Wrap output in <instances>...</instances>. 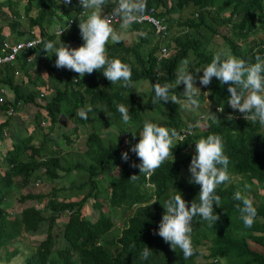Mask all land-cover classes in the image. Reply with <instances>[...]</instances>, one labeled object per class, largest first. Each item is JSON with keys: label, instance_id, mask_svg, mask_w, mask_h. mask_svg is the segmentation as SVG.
I'll return each instance as SVG.
<instances>
[{"label": "trees", "instance_id": "16d2710c", "mask_svg": "<svg viewBox=\"0 0 264 264\" xmlns=\"http://www.w3.org/2000/svg\"><path fill=\"white\" fill-rule=\"evenodd\" d=\"M23 1L27 28H41L42 44L34 51L46 54L56 35L47 34L45 24L50 27L54 19L75 17V10H70L73 0H65L67 4ZM125 2L115 0L111 6L123 3L126 13H144L154 7L157 15L168 18L169 25L175 20L170 18L173 12L179 14L190 5L195 8L192 18L179 23L185 31L166 43L168 52L159 63L160 40L153 29L147 30V24H132L131 30L144 34L138 42L125 44L121 39L108 42L102 28L107 24L98 28L91 20L82 37L75 26L58 39L64 47L71 42L89 47L96 53L94 62L72 61L65 51L63 57L69 64L64 67L60 59H51L52 72L46 80L24 70L31 91L14 82L12 67L0 65V84L13 90V106L36 103L34 87H47L44 103L37 107L44 109L50 128L44 134L43 127H18L3 155L9 169L4 174L0 171V189L15 184L17 178L20 187H25L33 174L50 182V187L20 197L21 201L36 200L42 207L27 206L15 216L0 206V264H11L21 250L18 245L12 250L9 246L25 234L43 231L45 238L23 256L22 264H264V79L259 78L264 73V44L258 39L259 46L248 44L243 51V45L224 35L231 54L221 57L208 48L211 39L201 35L203 27L213 35L218 34L217 27H225L242 39L264 31V0H141L132 7ZM12 3L18 0H3L0 6ZM12 14L19 16L16 10ZM191 55L195 68L202 70L196 76L192 72L191 87L185 93L186 80L177 81L181 64ZM19 60L24 66L34 62ZM254 68L256 73L251 72ZM139 79L152 87L144 100L132 92V83ZM206 99L222 111H213L204 130L166 144L170 134L197 120L195 110L185 123L182 102ZM40 114L34 117L37 125ZM61 116L74 126L58 137L51 129ZM87 123L92 131L85 148L68 152L63 163L55 153L61 148L60 140L71 143V135ZM6 126V121L0 123V140ZM108 126L115 131L106 130L103 135ZM195 140L204 146L196 157L203 154L209 160L185 177L181 164L187 165ZM153 164L149 175L153 187L149 188L145 173ZM72 171L78 174L75 180L58 181ZM102 192L107 196L99 200ZM90 198L97 211L95 220L82 213ZM66 210L70 211L68 219L54 233L57 219ZM112 213L120 214L121 227L114 225Z\"/></svg>", "mask_w": 264, "mask_h": 264}, {"label": "rangeland", "instance_id": "374dc122", "mask_svg": "<svg viewBox=\"0 0 264 264\" xmlns=\"http://www.w3.org/2000/svg\"><path fill=\"white\" fill-rule=\"evenodd\" d=\"M3 0H0V2ZM111 1V0H109ZM141 0H128V4L129 6H134L136 5L138 2H140ZM24 1L23 0H18V3H12L11 6L10 5H6V6H0V26L4 27L6 32H9L11 34L12 37L17 38V34H16V30H21L24 31L26 30V25L28 23V20L26 19V17H20L21 23H15V26H13L12 24H14V21L12 20L14 17V14H12V11L16 10L17 12H19L20 14H23L24 12ZM85 7H88L89 9L93 10L96 14V18L100 19L102 14L104 12H106L110 5H108V2H106L105 0H84L83 4ZM194 6L190 5L188 7H185L179 14H177V12H173L170 16V18H175V20L172 22V24L170 25V36L172 39V36L176 35V34H181L185 31V27L179 25L180 22L188 19V18H192V13L194 12ZM12 9V10H11ZM90 16H93V14L88 13ZM57 20L54 23V26H56ZM99 26H101V23H98V28ZM217 27V26H216ZM103 29H106V39L108 42H114L118 39H121L124 41L125 44H133L135 42L139 41V36L143 35V33L138 32L136 30H131L129 26H124V24L118 25V26H114V25H107V27H103ZM152 29V27L149 26V29ZM218 30V34L213 35L211 33L210 30L206 29V28H201V35H203L204 37H209L211 39V42L208 43V48L213 50L216 55L218 56H226L228 55L227 53H230V50L227 48L226 46V42L224 41L223 36L224 35H228L230 36L235 42L237 41L239 43V45H243L244 48L242 49L243 51H247L248 50V44L251 46H259L260 43L258 41V39H261V43H264V31L259 30L256 33L250 35L248 38L242 39L239 38L236 35H233L229 32V30L225 27H217ZM116 33L118 34V37L116 36ZM212 35V36H211ZM200 37V36H198ZM55 41H53L52 44H54ZM65 50H69L68 52H73V54H68V56H70L73 59L75 58H82L83 60L88 59L90 62H94V60L96 59V53L93 52L89 47H80V45L76 42H71L69 44L68 47H63L62 45H58V43L55 45V47L53 46L50 49V52L52 54H54L55 52H59L62 54V56H64V51ZM50 52H47V55H50ZM231 54V53H230ZM62 64L64 67H66L69 62L66 61V59L63 57L62 59ZM195 59L192 57V55L189 57V59H187L186 61H184V63L181 64L180 67H183L181 69V74H180V79L177 81L178 84H180L182 82V79H185L186 82L188 81H192L193 80V75L192 72H195V76H196V72L198 70H202L201 67L195 68ZM31 68V66H24V64L20 61L17 60L14 63V69L19 71L18 75H15L16 78L15 80L17 82H21L23 84V87L26 89H30L31 87L29 86V83L27 81V78L25 77V75H23L22 73H24V70H29ZM51 70V64L49 63V61L47 59H44V57H40L37 61L36 64L34 65L31 74L34 73H39L40 76L42 78H46L47 71ZM82 75L81 70H79V76ZM151 86L149 84V82L147 80L144 79H139L137 81H134L132 83V92L134 93V95L139 99V100H144L147 96V93L149 90H151ZM45 92H47V87L44 88ZM198 93V91H196ZM188 96V95H186ZM36 102L37 103H28L25 104L24 107L21 109L22 111L19 113H15L16 110H14V114H12L11 116L14 117V121L13 119H10L9 121L13 124V125H24V127H27V129L32 128V120L34 117V113L35 111L39 110V108L36 106L37 104H43L44 100L40 99L38 96L36 98ZM182 107V115L184 118L185 123H188V116L191 114L192 111H195L197 109H199V107H203V108H208L210 107V103L208 101L202 102V103H197L195 101H191V100H185L184 102H182L181 104ZM197 112V111H196ZM6 113V112H4ZM41 116V114H40ZM5 117L7 118V114H5ZM48 121V120H47ZM58 125V126H57ZM49 126V125H48ZM48 126H45V130H43L44 134H47L50 131V128ZM74 126V123L72 121H70L68 118H66V116H61L58 120V123L51 129V131L54 133V135L61 137L63 132L68 131L69 129H71ZM106 130H112L115 131V129L112 126H108L105 127V129H103V131L101 132L103 135L105 134ZM89 131H92V126H90L89 123H87L86 125H81L78 127L77 132L75 134L71 135V140L72 142L70 144H68V142H64L63 139H61V148L59 150H57L55 153L59 156L60 160L65 163L67 161V157H68V152H72L74 151H81L85 148V140L88 137V133ZM105 131V132H104ZM8 134H9V130H7ZM8 134L6 133L5 139H8ZM119 137H121L120 133H117ZM142 135L144 137L147 136V133H142ZM171 142H174V140H170ZM7 144H9V140H6ZM7 144L5 142L0 143V149L1 152L3 153L6 148H7ZM172 144V143H170ZM201 148L202 146L199 144H195L192 147V150L188 151V155H190V159L187 160V165L185 164H181V172L185 177L189 176V171L194 169V168H198L202 165H204L207 160H209L208 158H206L203 155H199L198 157H196L197 153L201 152ZM0 152V154H2ZM217 153V152H216ZM186 155V153H183L182 155L179 154L178 157H181L180 159H183L184 156ZM118 156V155H117ZM119 157L116 158V160H118ZM184 165V166H183ZM117 167V166H116ZM116 172V171H115ZM77 173L75 171H72L68 174H66L64 177L60 178V180L58 181H65L69 182V181H73L77 178ZM35 181V180H34ZM34 181L31 182L30 184V189H33L35 192H39L41 191H45L48 190V188L50 187V182L48 181H44L41 179V183H39V187H36V189L34 188ZM57 180H54V182L56 183V185L60 184ZM26 192V190H19L16 189V187L13 189L11 195L9 196V205L10 207H7L11 212H20V210L23 207L29 206L31 204H34L35 201L34 200H28L25 201L23 203L19 202V196L20 194ZM107 196L106 193L102 192L99 194V200H103L105 197ZM60 200V199H59ZM92 199H90L87 202V205L84 206L82 213L84 215H87L89 217H91L92 219H95L96 217V211L92 208ZM39 207L42 206V204L38 205ZM104 210H107V205L106 202L104 203L103 206ZM66 213V214H65ZM114 214V213H112ZM68 216L67 212H64V214L57 219L58 222H61L62 220H66ZM112 220L114 222V225L117 227H121L122 226V219L119 213H115L112 216ZM57 227H54V232L58 231L56 230ZM45 237L44 234L42 235H24L22 238H20L19 240H17V242H15L13 245L9 246V250H12L14 246H19L21 248V250H19V252L17 253V255L15 257H13L11 260V264H22L23 261V256L25 254H27L30 250L33 249L34 245L42 240ZM201 252L205 253L207 252L206 247L203 245L201 247ZM0 254H3V250L0 251ZM198 260L203 261V259L201 257H198Z\"/></svg>", "mask_w": 264, "mask_h": 264}, {"label": "clouds", "instance_id": "9594fccd", "mask_svg": "<svg viewBox=\"0 0 264 264\" xmlns=\"http://www.w3.org/2000/svg\"><path fill=\"white\" fill-rule=\"evenodd\" d=\"M59 1H61L62 3H65V4H67L68 2H65V0H59ZM83 1L84 0H73V3H72V6H71V9L70 10H75V17H64L65 19H63V21H60V20H57V19H54V21H53V23L51 24V26L50 27H48V23H46L45 24V29H44V31H46V33L47 34H51V33H54L55 35H56V37H55V39L53 40V41H55V43L54 44H52L53 43V41L52 42H50V44H49V47H48V49H47V52L49 51L50 52V49L54 46L55 47V45L58 43V45H62L60 42H59V36L60 35H62V34H64V33H66V32H68V31H72V30H74V27L75 26H78V35L80 36V37H82V34H83V28H86L87 26H88V24H89V22L91 21V20H95L96 22H97V24L98 23H105V24H107V25H114V26H118V25H121V24H124V26H131L132 24H134V23H137V24H142V23H145V24H147L148 26H150V27H152V29L154 30V32H155V34L157 35V37L159 38V40H160V42H159V45H160V50H159V55H158V57H157V62L159 63V62H161L162 61V59L164 58V56L167 54V52H168V48H167V46H166V43L167 42H171V36H170V25H169V22H168V18L167 17H165V16H159V15H157L156 14V9H155V16L156 17H158V18H164V21L166 22V24H167V31H168V35H167V37L165 38V39H161L160 38V36L156 33V31H155V28H154V26L153 25H151L150 23H147V22H142V23H139V22H137V21H130V22H125L124 21V19L126 18V17H128V16H137L138 14H142V13H136V12H124V10H123V6L121 5V4H123V3H120V5H118V6H116V7H112L111 6V4H112V2H114L115 0H111V1H109V0H106V2H108V5H110V7H109V9L106 11V12H104L103 14H102V16H101V18L100 19H98V18H96V16H95V12L93 11V10H91V9H89L88 7H85L84 5H82L83 4ZM126 2H125V4L127 3V1L128 0H125ZM129 7H132V6H129ZM151 8V7H150ZM149 10V9H148ZM147 10V11H148ZM113 11H115L116 12V14L118 15V17H119V21L118 22H109V21H107V16L111 13V12H113ZM147 11H145V12H147ZM144 12V13H145ZM88 13H91V14H93V16H90ZM18 14H19V16H14L13 17V21H14V24L15 23H19V21H16V19H19L20 20V17H24L25 15H24V13L23 14H20L19 12H18ZM97 15V14H96ZM26 17V16H25ZM27 19V18H26ZM57 20V25L56 26H54V23H55V21ZM20 23H21V21H20ZM28 24V23H27ZM82 24H84V25H82ZM259 31V30H258ZM19 32H24L23 34H20ZM254 33H256V32H254ZM254 33H252V34H254ZM16 34H17V38H15V37H12L11 36V34L9 33V32H6L5 31V29H4V27H2V32H1V34H0V57H1V60H0V65H7V66H10V67H12V71H11V73H12V76H13V79H14V82L15 83H18V84H21L22 86H23V84L21 83V82H17L16 80H15V78H16V76L15 75H18L19 74V71L18 70H15L14 69V63H15V61H17V60H19V59H21L22 61H25L27 64H30V63H32L33 61V64L32 65H30L31 66V68L27 71L28 72V74L29 75H33V77H34V75H36V74H39V73H34V74H31V72H32V69H33V67H34V65L36 64V61L40 58V57H44V59H47L48 61H49V63L51 64V59H60V61H62V54L61 53H59V52H55L54 54H52L51 52H50V55H47V52H46V54H41V55H37L36 54V52L34 51V49H36L39 45H41L42 44V40H43V38H42V33H41V28L40 27H38V26H33V27H31V28H27V25H26V30H24V31H21V30H16ZM251 34V35H252ZM248 38V37H247ZM77 43V42H76ZM79 44V43H78ZM264 44V43H263ZM63 46V45H62ZM162 46H164L165 48H166V52H165V54L164 55H161L162 54V51H161V47ZM13 47H18V49L15 51V53H14V56H13V58H11V59H9V60H3V58L5 57V56H7V55H9L10 53H12L13 52ZM64 47V46H63ZM80 47H86V46H80ZM255 47H257V46H255ZM254 47V48H255ZM66 52H68L69 50H65ZM64 51V52H65ZM69 54H73L74 53V51L73 52H68ZM159 57H161L160 59H159ZM258 65H259V63H258ZM51 66H52V64H51ZM49 72H52V70H50V71H47L46 72V74L48 75L49 74ZM251 72L252 73H256L257 72V68H254L253 70H251ZM23 75H25V77L27 78V75L25 74V73H22ZM57 74V73H56ZM158 74H160V72H159V68H158ZM40 75V74H39ZM42 78V77H41ZM259 78H261V79H264V73H261V74H259ZM44 80H46L47 79V76H46V78H43ZM72 79L74 80V81H76L77 80V78H74V77H72ZM46 86L45 85H38V87H34V99L36 100V98H37V96L40 98V99H43L44 98V93H45V90H44V88H45ZM190 87H191V82L190 81H188L187 82V85H186V89H185V93H188L189 92V89H190ZM23 89L24 90H27V91H31V88L30 89H26V88H24L23 87ZM261 90H263L264 91V86L262 87V89ZM36 92H38L37 93V95H36V98H35V94H36ZM0 98L1 99H3V101H0V107H2V106H4V104H7V103H10V105H8V107H6L5 109H0V123H3V122H7V126L4 128V138L3 139H1L0 140V143H2V142H5L6 144H7V142H6V140H9V144H7V148H6V150H8V148H9V146H10V144H11V140H12V138H11V134L13 133V132H16V129L18 128V127H23L24 128V125L22 124L21 126L20 125H18V124H16V125H13L9 120L10 119H13L14 117H12L11 115L12 114H14V110H16V114L17 113H19V112H21L22 110V108L24 107V105L25 104H28V103H34V102H27V103H19V104H17V105H12V104H14V92H13V90L9 87V85H7V84H4V85H2V84H0ZM44 100V99H43ZM205 101H208L207 99L205 100ZM204 101V102H205ZM209 102V101H208ZM37 103V102H36ZM210 103V102H209ZM37 106V105H36ZM237 109L239 110L240 109V107H237ZM241 110V109H240ZM213 111H218V112H221L222 111V107L220 106V105H215V104H212V103H210V107H208V108H203V107H199V109H197V112H198V117H197V120L193 123V124H189V127H183V128H181V130H179V131H176L175 132V134L172 136L171 134H170V136L167 138V140H166V144H168V145H170V143H176V142H180V141H184V140H186L189 136H191V135H193L195 132H197V131H202V130H204L205 128H206V125H207V123H208V117L213 113ZM4 112H6V113H4ZM36 112H40L41 113V116L38 118V120H39V125H37V124H35V119H34V117H35V114H36ZM5 114H7V118L5 117ZM34 117H33V120H32V125H35L36 127H45V126H47V124H48V119H47V116H46V114L44 113V109L43 110H37V111H35V113H34ZM13 121H14V119H13ZM35 126H32V128L31 129H33ZM16 127V128H15ZM45 129V128H44ZM78 129V128H77ZM7 130H9V134H8V132H7ZM90 132L91 131H89V133L87 134V135H89L90 134ZM8 134V139H5L6 138V136H5V134ZM146 137H148V134H147V136ZM170 140H174V142H171ZM64 142H68V141H64ZM68 144H70L69 142H68ZM195 144H199V145H201L202 146V148H201V150L203 149V145L200 143V141H198V140H195V142L193 143V145H195ZM6 150L2 153L1 152V149H0V152L2 153V154H0V171L4 174L8 169H9V166L8 165H6V163H4V160H3V155H4V153L6 152ZM201 155H203V154H201ZM203 156H205V155H203ZM24 157V156H23ZM206 158H208L207 156H205ZM41 159H43V158H41ZM207 162H208V160H207ZM206 162V163H207ZM205 163V164H206ZM204 164V165H205ZM203 166V165H202ZM153 167H154V164L153 165H151V167L148 169V171H146V173H145V178H146V186L147 187H149V188H152L153 187V184L149 181V175L152 173V170H153ZM40 171H42V172H45V168L44 167H41L40 168ZM35 180V181H34ZM34 181V188L36 189V187H39V183H41V179L40 180H38V179H36L35 178V176H34V174H33V176L30 178V181H29V183H28V185L27 186H25V187H20V184H19V182H20V179L19 178H17V179H15V184H13V185H11V186H9V187H5V188H1L0 189V206L1 207H3L8 213H11V214H13V215H17V214H19L25 207H23L21 210H20V212L18 211V212H11L7 207H10V205H9V196L11 195V193H12V191H13V189L16 187V189H19V190H26V192H24V193H22V194H20V196H19V202H21V203H23V202H25V201H28V200H33V199H26V200H24V201H21L20 200V197L22 196V195H24V194H26L28 191H31V192H33V193H38V192H35L33 189H30V184H31V182H33ZM39 192H41V190L39 191ZM91 199V198H90ZM89 199V200H90ZM88 200V201H89ZM35 201V203L34 204H31V205H34V206H36V207H38L39 208V206L38 205H40V203H37V201L36 200H34ZM87 201V202H88ZM93 202V201H92ZM31 205H29V206H31ZM85 205H87V203L85 204ZM91 205H92V203H91ZM104 206V205H103ZM27 207V206H26ZM42 207V206H41ZM84 208V207H83ZM83 208H82V211H83ZM107 211V210H106ZM65 212H67L68 213V215L70 214V211H68V210H66ZM66 214V213H65ZM96 214H97V211H96ZM85 216H87V215H85ZM89 219H91V220H95L96 219V217H97V215H96V217H95V219H92L91 217H89V216H87ZM68 219V216H67V218H66V220ZM66 220H62L61 222H57V229L56 230H58L60 227H61V224L63 223V222H65ZM54 230V229H53ZM58 231H60V230H58ZM57 231V232H58ZM54 232V231H53ZM55 233V232H54ZM42 234H44L45 236H46V231H43V232H41V233H36V234H34V235H42ZM45 238V237H44ZM43 238V239H44ZM38 243V242H37Z\"/></svg>", "mask_w": 264, "mask_h": 264}, {"label": "built area", "instance_id": "2783aa9c", "mask_svg": "<svg viewBox=\"0 0 264 264\" xmlns=\"http://www.w3.org/2000/svg\"><path fill=\"white\" fill-rule=\"evenodd\" d=\"M107 21L109 22H118L119 17L116 14L115 11L111 12L107 16ZM125 22L130 21H137L139 23L147 22L154 26L156 33L160 36L161 39H165L168 35L167 31V24L164 21V18H158L155 16V9L153 7L149 8V10L145 13L138 14L137 16H128L124 19ZM18 49V47H13V52L9 55L5 56L3 60H9L13 58L15 51ZM162 54L164 55L166 52V48L164 46L161 47ZM161 57H159L160 59ZM1 60V57H0ZM0 101H3V99L0 98Z\"/></svg>", "mask_w": 264, "mask_h": 264}]
</instances>
